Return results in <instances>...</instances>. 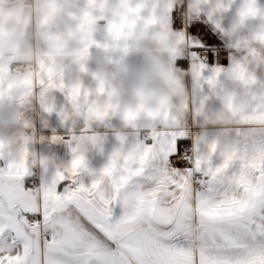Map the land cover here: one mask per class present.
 Listing matches in <instances>:
<instances>
[{
  "label": "clouds",
  "instance_id": "obj_1",
  "mask_svg": "<svg viewBox=\"0 0 264 264\" xmlns=\"http://www.w3.org/2000/svg\"><path fill=\"white\" fill-rule=\"evenodd\" d=\"M207 3L190 0L181 13L185 31H174L172 13L181 9L184 0H0V160L17 167L30 157L32 168L39 167L45 174L51 170L47 179L41 177L40 189L52 191L72 179L79 156L62 161L52 152L28 150L30 143L64 140L59 129H52L50 137L37 138L35 131L29 135L24 123L29 101L43 100L57 90L67 93L75 109L66 105L55 109L62 121L82 109L86 120L105 112L119 120L106 162L89 171L97 188L110 183L114 172L135 165L146 141L174 135V127L189 110L188 92L174 72L173 60L185 41L187 26ZM210 8L206 22L226 10L222 0H213ZM256 17L257 27L244 35L246 21ZM221 34L235 42L231 66L214 69L206 81L211 88L219 84L216 98L221 106L205 112V102L212 97L200 101L195 114L204 121L198 137L202 151L192 160L193 170L214 168L217 174L242 152L238 141L244 125L253 124L256 113L264 109V84L251 91L257 77L249 71L264 49V8L258 7L257 0H242ZM131 57L137 60L134 65L128 63ZM193 70L199 77V70L195 66ZM84 77L89 78L87 83ZM73 141L76 147L70 151L75 154L85 137L69 134L64 140L69 145ZM213 156L219 161L215 166Z\"/></svg>",
  "mask_w": 264,
  "mask_h": 264
},
{
  "label": "snow or ice",
  "instance_id": "obj_2",
  "mask_svg": "<svg viewBox=\"0 0 264 264\" xmlns=\"http://www.w3.org/2000/svg\"><path fill=\"white\" fill-rule=\"evenodd\" d=\"M238 142L242 152L222 173L180 174L168 164L175 135L154 137L99 188L77 179L83 157L63 191L26 188L27 159L5 164L0 264H264V109Z\"/></svg>",
  "mask_w": 264,
  "mask_h": 264
},
{
  "label": "crops",
  "instance_id": "obj_3",
  "mask_svg": "<svg viewBox=\"0 0 264 264\" xmlns=\"http://www.w3.org/2000/svg\"><path fill=\"white\" fill-rule=\"evenodd\" d=\"M213 0H208V3L203 5L198 14V18L194 17L190 25L186 28V38L184 43L180 46L179 54L173 60V67L175 74L182 80L189 96L188 112L184 120L174 127V135L176 137V152L169 157L168 164L178 155L182 148L190 147L193 151V160L200 155L202 149L198 143L200 129L203 126V118L197 116L196 110L199 108L200 101L205 97H212V99L205 102V112L209 110H216L221 105L216 98L220 95L219 84L216 88H211L206 83L208 79L214 74V69H228L230 68L229 56L225 49H232L234 41H227L221 34V30L226 29L227 26L234 20L237 11L240 8L242 0H222L226 10L211 16L210 4ZM190 3V0H188ZM258 7L264 8V0H257ZM259 17L249 18L246 21L243 34L246 35L249 30H254L258 25ZM172 25L174 31H185V26L181 24L177 12L172 13ZM219 25V28H217ZM213 50V57L211 61L201 63L199 60L200 50ZM260 57L249 66V71H255L257 83L252 86L251 91H257L261 84H264V49H261ZM97 53L93 49V56ZM137 62L136 58L131 57L128 60L129 65H134ZM201 65L203 66L201 70ZM195 66L199 70V77H197L193 70ZM90 69L94 68V64H89ZM87 83L88 77H84ZM220 84L224 82V76L218 77ZM39 91V90H38ZM66 92L57 90L51 91L45 96L43 100L32 99L25 108L24 123L28 125L27 132L29 135L35 131L37 138L43 134L46 137L51 136L52 129H59L63 135L64 140L69 139V134L79 137H85L84 143L80 146L77 153L73 154L70 151L71 147H76L75 141L71 145L66 144L64 140L59 142L46 141L43 144L30 143L28 150L30 153H55L62 161H69L76 159L78 156L84 159V169L79 170L77 179L84 183L85 186L90 185L92 177L89 171L96 170L101 167L110 152L112 145L115 143L113 131L119 126V120L113 116L111 112L103 119H85L86 109H82L79 115H74L68 121H62L57 115V111L61 105H66L72 109L71 103L66 99ZM54 106V107H53ZM53 107L52 111H46L47 108ZM75 111V109H72ZM45 122L47 127H45ZM183 133V136L180 135ZM152 140H147L146 144H151ZM219 161L213 156V165L218 164ZM5 161L0 160V167H4ZM28 167L30 174L25 177L24 184L28 188L29 178L32 174H37L39 180L41 177L47 179L44 171L37 167H31V160L29 157ZM193 170V169H192ZM180 174H184L187 169L176 170ZM71 183L66 180L58 186V191H63V188ZM117 216L119 209L116 210Z\"/></svg>",
  "mask_w": 264,
  "mask_h": 264
},
{
  "label": "built area",
  "instance_id": "obj_4",
  "mask_svg": "<svg viewBox=\"0 0 264 264\" xmlns=\"http://www.w3.org/2000/svg\"><path fill=\"white\" fill-rule=\"evenodd\" d=\"M188 5V0H184V4L181 6L180 10H177V15L179 16V19L182 23V11L184 8H186ZM185 26V25H184ZM225 51L228 54H232V49H225ZM213 50L203 49L199 52V60L201 63L209 62L211 61L213 57ZM193 151L190 147L184 148L179 155H177L170 163V168L178 170V169H187L192 170L193 169ZM40 184L39 176L37 174H32L29 178L28 187H32L33 185L38 186Z\"/></svg>",
  "mask_w": 264,
  "mask_h": 264
},
{
  "label": "trees",
  "instance_id": "obj_5",
  "mask_svg": "<svg viewBox=\"0 0 264 264\" xmlns=\"http://www.w3.org/2000/svg\"><path fill=\"white\" fill-rule=\"evenodd\" d=\"M183 149H184V148H182V149L180 150V152H181ZM180 152H179V153H180ZM179 153H178V155H179Z\"/></svg>",
  "mask_w": 264,
  "mask_h": 264
}]
</instances>
